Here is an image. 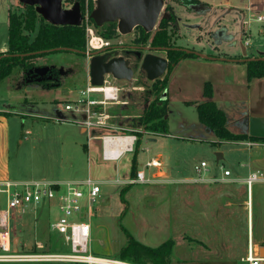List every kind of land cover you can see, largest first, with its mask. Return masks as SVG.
<instances>
[{
    "label": "rangeland",
    "instance_id": "rangeland-1",
    "mask_svg": "<svg viewBox=\"0 0 264 264\" xmlns=\"http://www.w3.org/2000/svg\"><path fill=\"white\" fill-rule=\"evenodd\" d=\"M89 2L91 3V7ZM165 3L159 20L167 18L172 14L169 10L170 3L168 4L166 0ZM20 5V7H22V4ZM70 5L71 1H65L63 3L64 7H70ZM193 5L194 4H190V6ZM94 6L95 0H85L83 11L81 10L83 15H88ZM173 9H177L176 5L173 6ZM179 11L186 13V10ZM179 11L174 12L176 16ZM157 26L158 25H156L154 31L149 34L150 37L146 41L141 39L142 32L140 28L134 29L132 32L133 34L131 33L132 35L129 34L123 39L114 41H112L114 37L107 39L112 47L122 46V48L111 50L110 55H122L128 66L133 69V76L129 81H112L120 91L118 92V99L107 104L103 109L109 116L106 124L103 125V127H96L93 129H87L84 125L83 127L86 132H89V137L92 136L94 139H97L100 134L121 132L136 133L146 136L141 137L142 141L140 140L138 149L140 153L139 165L140 168L144 170L146 177H152L151 173L154 172V169L143 165L145 158L155 156L159 153L162 156L164 167L168 170L169 175L174 178H178L183 174L197 178L198 174L194 169V165H199V162L204 160L208 164V167L207 171L202 173L201 176L215 178L216 182H213V184L217 187L215 192L216 198L213 200L214 204L208 205L209 212H213L212 217L214 215V217H216L214 219V227L212 224L210 226V234L215 239L210 247L211 251L208 255L209 260L215 262L222 260L224 258L223 253L225 252L224 254L226 256L233 259L231 264H247L241 258L245 255L247 237L250 236L254 245H260L264 240V145H262L263 147H248L242 144L235 145V143L225 141H214V137L211 139L212 141L182 140L176 138L171 134L176 133L177 127H180L178 106L181 104L178 102L175 104L174 101H172L173 104L170 105V112L168 113V133L156 136L158 139L157 142L146 140V138H149L148 136H153L145 133L155 132L145 129L140 124L139 117L142 115L144 109L151 103L157 102L160 104L162 102L163 95L165 94L164 91L166 92V90L162 88L163 80L168 73L171 62L167 57V52H152L166 58L168 66L162 76L150 81L146 78V73L141 68L140 59L135 55V52L128 51L127 46H152L150 44L151 37L156 31ZM169 26H171V23H169ZM96 31L100 34L97 29ZM5 35L6 28L3 23L0 26V38L3 39ZM207 39L204 32L197 31L193 36L186 34L178 37L176 39V44L182 46L180 48L199 51L197 49L199 46L202 47L201 44H206ZM199 42L201 44H198ZM170 43L175 44L173 36L172 42L170 40ZM201 49L203 51L207 50L205 48ZM144 53L145 52H142V54ZM34 63L36 66L32 71H24L20 67L14 66L9 74L0 80V102L5 101L10 103L9 106H17L19 112V114L13 113L8 117V129L6 134L9 148L8 168L11 175L10 179L59 178L67 182H74L72 179L83 178L82 180H84L87 176L93 179L101 178V171H99V173L97 170L90 172V170L84 168L80 170L76 169L73 165L72 168L68 167V159L65 155H67V150L71 148L72 145L67 146V144L64 143L67 126H64V124L60 123L61 121L58 120L60 116L64 118L65 114L56 109L57 106L52 100L55 90L59 92V94L74 90L78 91L79 94L80 91L85 90L86 86L89 84V57L72 51H56L37 57ZM37 67H47L48 70L45 73L36 74L34 69ZM50 70L52 72H49ZM46 78L52 79L50 82L55 86L51 87L45 83L44 80ZM91 96L101 97L100 94H93ZM166 97L172 100L170 95ZM65 101H73V99H66ZM31 105H33L34 109L30 107ZM40 113L46 117L39 116ZM183 115L188 121H195L202 126L193 108L185 109ZM48 116L51 117L49 118ZM232 127L235 128L234 126ZM205 129V131H208L211 135L214 134V132L206 126ZM248 129L249 131L247 133H264V126H249ZM144 147H147L148 151H145L143 149ZM216 152L223 153L219 161H216ZM130 154L131 153L125 154L126 157L121 159L119 163V174L121 178H128L130 176ZM254 157L258 160L256 167H252L251 164V159ZM109 163L113 165V175L115 176L116 162L113 161ZM225 169L231 172L229 178H238V180L231 182L221 180ZM252 173H256L257 179L253 180L247 188L246 179ZM99 174L101 177H99ZM155 178H159L158 175H156ZM78 180L82 181L80 179ZM151 180H153V178ZM99 184L101 191L97 201L93 204L94 207L99 206V200L101 199L100 195L103 193V190H110L109 199L106 200V204L108 203L111 206L112 199L110 198L114 195L115 201L113 202L116 203L119 194L117 191L118 185ZM124 185V187H126L129 184L125 183ZM155 186L157 185H153L152 183L132 184L129 186L128 192L125 193V197L130 199L129 207H127L125 211L127 213L120 220L122 225L137 239L141 237L135 232L139 230V225L144 227L149 223V216L152 215V218L154 217L157 221L162 223L163 216L170 211L171 206L161 199L163 193L159 191H154L155 194L151 192V194H148L149 196L147 195V201H149L147 204L145 201H142L143 204L135 203L137 197H146V192H150ZM235 186H237V188H235ZM46 206V203L34 206L36 209L35 211L33 207L31 209L28 207L24 213H14L9 219L11 230L14 227V233L12 230V234L18 237L17 247H19V251L22 250V244L26 248L28 245H34L38 249L49 251L64 250L62 241L58 238L60 235L52 231L49 224V222H53L58 218V210L54 204H52L50 208ZM4 207V203H2L0 208L3 209ZM223 210L226 211V214H224ZM35 214L39 215L38 222L49 224V237L38 236L37 230L33 226V222L36 220L30 219L34 217ZM212 221L213 220H210L209 223H212ZM196 226H199V223H197ZM150 230L151 235L154 236L152 238L154 240L163 238L164 234L169 230V227L167 229L163 226L159 230L150 228ZM173 233L174 232H171L167 238H174ZM202 237L203 236H200V238ZM139 241L143 242L140 239ZM151 242L149 244H151ZM176 249L175 246L172 251V257L175 259L183 258L185 255H182ZM64 251H66V249ZM88 252L97 255L92 251L90 244ZM187 254H190V251L187 252ZM106 256L109 257L108 255Z\"/></svg>",
    "mask_w": 264,
    "mask_h": 264
},
{
    "label": "crops",
    "instance_id": "crops-1",
    "mask_svg": "<svg viewBox=\"0 0 264 264\" xmlns=\"http://www.w3.org/2000/svg\"><path fill=\"white\" fill-rule=\"evenodd\" d=\"M166 2L168 4L170 3L169 10L174 16L172 27L174 32L173 41L175 40V44L178 37L186 34L193 36L197 31H200L204 32V35L208 38L206 44L203 45L200 42L198 43L201 44L202 47L199 46L197 50L201 51L203 54L213 57H228L232 59L264 56V0H197V3L193 6H185L174 0H166ZM18 5V0H0V26L4 23L6 28L5 37L3 39L0 38V53L5 52L8 48L7 28L9 10ZM174 5H176L177 9H173ZM177 10H186V13L179 11L176 16L174 12H178ZM126 36L127 35H120L116 30V36L112 41L123 39ZM177 46L182 47L179 45ZM201 48L207 50L203 51ZM206 83H209L212 88V95L210 98H206L203 94V88ZM165 90L166 92L164 91V93L166 95L164 96L168 101L166 114L167 129L169 128L168 113L170 112V105L173 104L172 101H174L175 104L178 102L181 104L179 106L177 105L180 117V127H177L176 133H172L171 135L182 140L212 141L211 139L214 137V141H219L215 134H213V136L208 131H205L206 129L203 124L201 126L195 121H188L183 115L185 109L193 108L196 111V105L207 99L213 100L217 107L224 112L226 117V127L232 133L249 134L247 133L249 131V126H255L254 122L250 121V117L264 116V76L248 79L247 67L243 61L231 62L220 59L209 60L201 57L182 58L170 72ZM168 95H170L172 100L166 97ZM78 96V91L75 90L62 94H59V92H56L55 90L53 92L52 100L57 106L56 109L61 112V104L66 102V99L74 100ZM9 105V102H0V181L67 182L66 180L59 178L10 179L11 175L8 168L9 148L6 134L8 129V117L13 113L19 114V112L17 106ZM30 107H33V105ZM32 109H34V107ZM62 113L65 114L64 118L60 116L58 120H60V123L64 124V126H67L64 143L67 144V146L72 145L71 148L67 150V155H65L68 159V167L72 168L73 165L76 169L80 170L84 168L90 170V172L97 170L99 173V171H101L100 174H102V177L99 174V177L101 178L95 180L102 184L118 185L117 191L119 194L116 203L113 202L115 201L114 195L110 198L112 199L111 206L108 203L106 204V200L109 199L110 190H103V193L100 195L101 199L99 200V206H95V209L89 218L91 230L90 245L94 253L100 256L108 255L109 257L121 259L119 257V252L127 243L125 235L126 231L134 240L150 248H155L166 241H171L168 264H231L233 259L226 256L224 254L225 252L223 253L224 258L217 262L209 260L208 257L209 252L211 251L210 247L215 239L210 234V226L212 224L214 227V219L216 218L214 217L215 215L212 217L213 212H209L208 205L214 204L213 200L216 198L215 192L217 187L213 184V182H216L215 178L201 176L202 173L207 171V163L205 168H199L198 164L194 165V169L198 174L197 178H193L189 174V176L183 174L178 178H174L169 175L168 170L164 167V162L160 153L145 158L143 165H145L150 159H159L161 163L159 167H150L151 169H154V172L151 173L152 177L158 175L159 178H153V180H151L152 177L147 176L150 179L149 183L157 186L152 188L150 192H146V197H137L135 203L143 204L142 201H145L147 204L149 202L147 201V195L151 194V192L152 194H155L156 191H159L160 193H163L161 199L171 207L170 211L163 216L162 223L157 221L156 218H152L151 215L148 217L150 221L146 226L143 227L139 225L140 228L135 233L142 239H137L127 228H125V226L122 225L120 220L127 213L125 211L127 207H129L130 200L125 197V193L128 192L127 190L129 187H124V184H127L128 179L131 176L130 171V176L128 178H121L119 174V163L121 159L126 156L124 155L119 160L114 161L116 162V167L114 166L116 168V174L114 176L113 165L109 163L113 161H103L101 159V141L99 137L102 134H100L97 139L92 138V136L89 137V132H86L82 124L84 114ZM39 116L46 117L41 113ZM145 134L153 136H148L149 138H146L147 141L149 140L153 142L158 141L156 136L162 135L157 133ZM142 137L146 136L142 135ZM229 143H235V145L242 144L248 147H263L262 145H264L260 142L251 141ZM138 149L139 145L136 153L134 151L130 154V170L134 154H136V171L141 170L139 165L140 153ZM143 149L148 151L147 147H144ZM220 153L223 155L222 152ZM257 161L256 157L251 159L252 167H256ZM198 168L199 170H197ZM229 176H231V172ZM229 176H224L223 174L221 180L230 182L238 180V178L231 179ZM78 179L82 180L83 178L72 179V181H79ZM235 188H237V186H235ZM121 190H126L122 196ZM34 206L30 205L28 207L29 209L33 207L35 211L36 209ZM28 207L20 212H12L11 216H13L14 213H24ZM223 212L226 214L225 210H223ZM30 219L36 220L33 222V226L37 230L38 236H50L49 224L51 222H49V224L38 222V214H35L34 217ZM210 220H213L212 223H209ZM145 221L147 222L146 219ZM197 223H199V226H196ZM163 226L167 229L169 227L170 231L168 230L163 238L153 240L152 238L154 236L151 235L152 229L150 230V228L159 230ZM12 230L14 233V227ZM171 232H174V238H167ZM13 236L14 241L18 243V237H15V235ZM200 236L203 237L200 238ZM58 238L62 241V247L64 250H67L62 237L59 236ZM139 239L143 242L139 241ZM150 242L151 244H149ZM247 243L248 237L246 240L245 255L241 258L249 264L245 260ZM252 245L255 247L259 246L254 245L253 243ZM175 246L177 251L182 255H185L183 258L175 259L172 257V251ZM33 247L35 246H27L28 249ZM21 248L26 247L22 244ZM189 251L190 254H187ZM125 261L133 262L130 260Z\"/></svg>",
    "mask_w": 264,
    "mask_h": 264
},
{
    "label": "built area",
    "instance_id": "built-area-1",
    "mask_svg": "<svg viewBox=\"0 0 264 264\" xmlns=\"http://www.w3.org/2000/svg\"><path fill=\"white\" fill-rule=\"evenodd\" d=\"M82 25H84L86 34L87 52L101 50L111 45L107 39L97 33L88 15H84ZM114 80L110 75H105L102 86L95 87L89 83L85 90L80 91L76 99L62 103L61 111L84 114L82 124L87 129L103 127L109 118L103 109L107 104L118 99V92L120 91L112 82ZM93 94H100L101 97H92ZM98 106L101 107V110H97L96 107ZM99 139L103 161H117L125 154L133 153L137 140L134 134L125 132L105 133ZM160 164L158 158H153L145 164V167H159ZM206 165L205 161H201L199 168H205ZM223 174L229 176L230 171L225 169ZM255 179H257L256 173H252L246 179L247 188ZM149 182L150 179L141 169L137 170L133 177L130 176L127 184ZM99 183L91 177L82 181L65 183L0 181V206L2 203L5 206L3 209L0 208V263L139 264L88 252L91 234L89 218L95 209L93 204L99 197L101 190ZM42 203H46L47 207L54 204L58 210L59 216L50 223V228L62 237L63 243L67 247L66 251H49L37 247L18 250L19 247L14 241L9 225L12 212H20L30 205ZM261 248H263L262 255L260 254ZM245 260L249 264H264V241L255 247L252 245L250 236H248Z\"/></svg>",
    "mask_w": 264,
    "mask_h": 264
},
{
    "label": "trees",
    "instance_id": "trees-1",
    "mask_svg": "<svg viewBox=\"0 0 264 264\" xmlns=\"http://www.w3.org/2000/svg\"><path fill=\"white\" fill-rule=\"evenodd\" d=\"M81 5L83 11L85 0H76ZM182 5L190 6L196 4L197 0H174ZM91 7V3L89 2ZM13 7L8 13V48L0 53V80L6 77L14 66H18L24 71L33 70L36 66L35 59L39 56L56 51L76 50V53L85 51L86 34L84 25H52L44 21L35 11L33 6L25 5ZM174 16L170 14L167 18H162L157 23V29L151 37L152 46L169 47L167 57L170 60L168 73L163 80V89L168 82V76L174 66L185 57H197L194 54L185 53L181 50L173 49L176 46L172 42ZM171 23V26H169ZM99 35L105 39L116 36V27L114 22H108L101 27H96ZM142 40L146 41L150 36L144 33L142 29ZM173 32V33H172ZM62 48L60 50L47 51L50 49ZM43 51V52H41ZM81 54V53H80ZM23 55V57H21ZM264 57V56H263ZM226 58V57H224ZM228 58V57H227ZM247 67V78H259L264 76V60H250L244 62ZM49 72H52L51 70ZM50 80L45 79V83L53 87ZM203 94L206 98L212 95V88L206 83L203 88ZM167 104L166 98L159 104L153 102L148 105L142 115L139 117L140 124L151 132L165 134L167 129ZM101 110V107H96ZM198 120L207 128L212 130L219 141L237 142L251 141L264 144V137L250 135L246 133L236 134L229 131L226 127V117L213 100L207 99L196 105ZM136 136V149L140 143L142 135L132 133ZM136 154L133 155L130 175L133 177L136 173ZM130 186L127 185L125 188ZM126 190H121V196ZM127 238L126 245L120 250L119 257L124 260H130L137 263L149 264H168L171 241H166L158 247L150 248L134 240L128 232L125 231Z\"/></svg>",
    "mask_w": 264,
    "mask_h": 264
},
{
    "label": "water",
    "instance_id": "water-1",
    "mask_svg": "<svg viewBox=\"0 0 264 264\" xmlns=\"http://www.w3.org/2000/svg\"><path fill=\"white\" fill-rule=\"evenodd\" d=\"M65 1H71L70 7H64ZM22 6L29 5L35 8L36 13L46 22L52 25H81L84 15L81 11V5L76 0H18ZM165 0H95V6L88 14L94 26L101 27L108 22H114L117 32L120 35H128L136 28H140L144 33L150 34L154 31L161 12L165 6ZM128 48L137 50V57L140 59L141 68L146 73V78L153 81L165 72L168 61L166 58L156 55L154 51H168L169 47L162 46H127ZM122 48V46L112 47L107 46L101 50L80 52L89 57L88 74L89 83L92 86L99 87L104 83V76L110 75L115 80H131L133 69L128 66L125 58L122 55L111 56V50ZM62 48L50 49L47 51L60 50ZM173 49L184 51L185 53L194 54L197 57L204 59H220L223 61H250L264 60L263 56L249 57L243 59H232L213 57L203 54L199 51L175 47ZM72 52L76 50L68 49ZM43 52V51H41ZM142 52H145L142 54ZM23 57V55H21ZM48 70L47 67H37L35 73H42ZM32 71V70H30ZM165 95V94H164ZM163 95V99L165 96ZM255 126H264V116L250 117ZM259 124V125H258ZM264 137L263 134L249 133ZM216 161L222 158L220 152H216ZM260 254H263V248L260 249Z\"/></svg>",
    "mask_w": 264,
    "mask_h": 264
},
{
    "label": "flooded vegetation",
    "instance_id": "flooded-vegetation-1",
    "mask_svg": "<svg viewBox=\"0 0 264 264\" xmlns=\"http://www.w3.org/2000/svg\"><path fill=\"white\" fill-rule=\"evenodd\" d=\"M124 50H125V49H124ZM127 50H128V51H133V52H135V55H137V50H135V49H130V48H129V49L127 48ZM46 72H47V71H46ZM42 73H45V72H42ZM36 74H37V73H36Z\"/></svg>",
    "mask_w": 264,
    "mask_h": 264
},
{
    "label": "bare ground",
    "instance_id": "bare-ground-1",
    "mask_svg": "<svg viewBox=\"0 0 264 264\" xmlns=\"http://www.w3.org/2000/svg\"><path fill=\"white\" fill-rule=\"evenodd\" d=\"M95 90H97V91H98V89H95Z\"/></svg>",
    "mask_w": 264,
    "mask_h": 264
}]
</instances>
